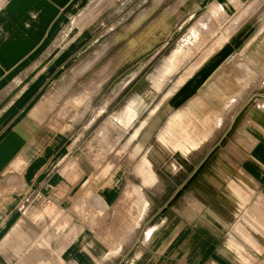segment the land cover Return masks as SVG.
<instances>
[{
    "label": "crops",
    "instance_id": "1",
    "mask_svg": "<svg viewBox=\"0 0 264 264\" xmlns=\"http://www.w3.org/2000/svg\"><path fill=\"white\" fill-rule=\"evenodd\" d=\"M90 1L0 0V264H264V0Z\"/></svg>",
    "mask_w": 264,
    "mask_h": 264
},
{
    "label": "rangeland",
    "instance_id": "2",
    "mask_svg": "<svg viewBox=\"0 0 264 264\" xmlns=\"http://www.w3.org/2000/svg\"><path fill=\"white\" fill-rule=\"evenodd\" d=\"M118 0H91L90 3L88 4V6L86 7L85 11L83 12L84 15L91 17L92 19L95 18V20L98 21L96 27L97 30L103 32L107 27H115V30L112 32L114 34L115 31H117V29H119L120 27V16L118 15L119 10L116 7ZM263 9V8H261ZM111 16H113L112 18V22H110L109 24L105 25V23L103 21H105V19L110 18ZM103 22V23H101ZM193 26H196V29H199V24H193ZM119 41V35L116 34V37H113L112 42H113V48L111 51V54L108 55L107 57H112L115 61L112 65V77H111V81L112 83H116L117 81H119L120 79L126 78L127 76H129V78L133 79L132 82L128 85V87L124 88L122 95H127V97H129L130 95H135V93H137V91L139 90V87H135L134 82L136 81L137 76H135V63H130L129 65H124V67L120 68L119 66H121L125 61H123L124 58L120 57L119 52L121 51V48L123 47V44L118 43ZM197 45H199V39L196 38L195 40L191 39V46L192 47H196ZM134 57V55L132 56ZM131 57V58H132ZM164 56L159 55L157 57L156 60H154V64H158L162 61ZM196 59L195 64L197 62L200 61V59H202L203 57L199 58L198 56H193ZM130 59V57H128V60ZM122 62V63H121ZM193 62V61H192ZM99 64L96 66V68L98 69V67L100 65H102L103 60L101 59L99 62ZM194 66V64H193ZM192 66V67H193ZM117 68V69H116ZM139 77V76H138ZM149 78L150 75L149 74H144L143 75V79ZM177 77V76H176ZM180 81H177V84ZM167 86L165 87L164 90L161 91V94L166 93L167 91ZM122 104L121 103H113V112L118 113L120 111V106ZM131 133V132H130Z\"/></svg>",
    "mask_w": 264,
    "mask_h": 264
}]
</instances>
